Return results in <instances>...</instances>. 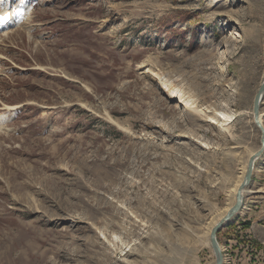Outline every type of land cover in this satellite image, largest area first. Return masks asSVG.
Masks as SVG:
<instances>
[{
  "label": "rangeland",
  "instance_id": "rangeland-1",
  "mask_svg": "<svg viewBox=\"0 0 264 264\" xmlns=\"http://www.w3.org/2000/svg\"><path fill=\"white\" fill-rule=\"evenodd\" d=\"M4 7L23 23L0 32V264H214L210 230L261 148L264 0ZM246 188L223 264H264V152Z\"/></svg>",
  "mask_w": 264,
  "mask_h": 264
},
{
  "label": "bare ground",
  "instance_id": "bare-ground-1",
  "mask_svg": "<svg viewBox=\"0 0 264 264\" xmlns=\"http://www.w3.org/2000/svg\"><path fill=\"white\" fill-rule=\"evenodd\" d=\"M8 12L9 11L6 8H4L3 10H0V13H8ZM9 16H10L11 20L8 23H3V24L0 23V32L9 29L10 26L12 25V22L14 21V16H12L11 13ZM145 72L148 73L149 75H152V76L158 78V81H159L162 89L164 90V92L166 93V95L168 97L175 99L185 109H188V110L193 111L195 113H201V114L206 115V119L208 122L216 124L217 126L221 127L226 132L230 133V125H231L232 117H230L229 115H227L226 113H224L222 111L215 112V115L217 118H214L215 116L212 117V116L207 115V113L212 112L211 109L209 107L200 106L198 99L195 98L193 95L189 94L185 89H183V87L178 86L177 84L169 81V79H166V78L160 76L158 73L151 70L149 67L145 70ZM263 114L264 113L261 112V115H260L261 120L263 119ZM255 152L256 151H252L250 153V156L253 155ZM246 171H247V164L243 168L241 179L238 180L229 191L230 195L232 197H234V200H236V194H237L238 188H239V186H240V184L244 178ZM247 192H248V189L246 188L245 191L243 192L244 198H245V194ZM234 203H235V201H234ZM233 204H232V202H230L229 205L224 208L223 212L221 213L220 217L215 222V224L212 226L211 230L220 220H222L225 217V215L230 211ZM211 230H210V233H211ZM209 244H210L211 248L213 249V247L211 245V241H210V236H209ZM220 248L222 251L221 246H220ZM213 252H214V250H213ZM214 255H215V252H214ZM222 256H223V263H224L225 257H224L223 252H222ZM214 264H216V255H215V263Z\"/></svg>",
  "mask_w": 264,
  "mask_h": 264
},
{
  "label": "water",
  "instance_id": "water-1",
  "mask_svg": "<svg viewBox=\"0 0 264 264\" xmlns=\"http://www.w3.org/2000/svg\"><path fill=\"white\" fill-rule=\"evenodd\" d=\"M263 97H264V82L259 87L256 93V96L254 98V103H253V119H254L255 124L258 126V128L261 131V148L257 150L253 155H251L248 160L247 171L238 188L235 203L231 207L230 211L225 215V217L222 220H220L211 230L210 241H211V245L216 255V264H223V256H222L220 244L218 242L217 234L225 226V224L228 221H230L234 217V215L238 213L243 207V203H244L243 192L245 191L246 187L250 185L252 181V174H253L254 165H255L256 160L264 152V125L260 117L261 103H262Z\"/></svg>",
  "mask_w": 264,
  "mask_h": 264
},
{
  "label": "snow or ice",
  "instance_id": "snow-or-ice-1",
  "mask_svg": "<svg viewBox=\"0 0 264 264\" xmlns=\"http://www.w3.org/2000/svg\"><path fill=\"white\" fill-rule=\"evenodd\" d=\"M0 2H2V0H0ZM9 15L7 13L0 15V22H6L7 20H9Z\"/></svg>",
  "mask_w": 264,
  "mask_h": 264
},
{
  "label": "crops",
  "instance_id": "crops-1",
  "mask_svg": "<svg viewBox=\"0 0 264 264\" xmlns=\"http://www.w3.org/2000/svg\"><path fill=\"white\" fill-rule=\"evenodd\" d=\"M259 234L264 238V227H261V229L259 230Z\"/></svg>",
  "mask_w": 264,
  "mask_h": 264
}]
</instances>
